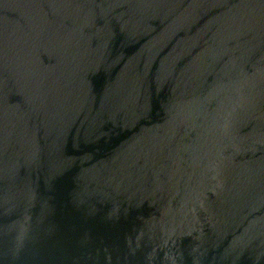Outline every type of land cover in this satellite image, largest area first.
Segmentation results:
<instances>
[{"label": "water", "instance_id": "1", "mask_svg": "<svg viewBox=\"0 0 264 264\" xmlns=\"http://www.w3.org/2000/svg\"><path fill=\"white\" fill-rule=\"evenodd\" d=\"M0 264H264V0H0Z\"/></svg>", "mask_w": 264, "mask_h": 264}]
</instances>
